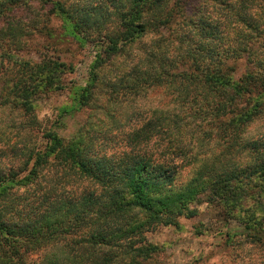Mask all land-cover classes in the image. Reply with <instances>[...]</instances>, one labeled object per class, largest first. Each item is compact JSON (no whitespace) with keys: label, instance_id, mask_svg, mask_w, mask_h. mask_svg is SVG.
<instances>
[{"label":"trees","instance_id":"trees-1","mask_svg":"<svg viewBox=\"0 0 264 264\" xmlns=\"http://www.w3.org/2000/svg\"><path fill=\"white\" fill-rule=\"evenodd\" d=\"M33 3L95 47L70 137L35 100L72 66L18 56ZM0 49V264H161L147 233L202 205L264 243V0H0Z\"/></svg>","mask_w":264,"mask_h":264},{"label":"rangeland","instance_id":"rangeland-1","mask_svg":"<svg viewBox=\"0 0 264 264\" xmlns=\"http://www.w3.org/2000/svg\"><path fill=\"white\" fill-rule=\"evenodd\" d=\"M30 9V12L24 9L15 12L16 16L23 17V25L27 24L28 29L32 31L28 37H24L27 43L17 51L18 56L36 60L42 55H48L58 57L72 66L62 77L61 89L41 94L35 100L39 128H52L61 136L70 137L85 121L88 109L81 107L62 112V108L64 105L69 108L73 103L75 89L84 84L95 47L92 44H81L67 35L61 27L62 19L58 16H48L45 13L46 7L42 10L37 3H33ZM38 13H41L42 17L46 16L43 22L40 21V16L34 15ZM33 16L40 19L37 28L29 22V18ZM41 26L45 28L44 33L36 32ZM5 41L7 40H2ZM2 52L0 49V54ZM238 68L239 71L242 70L241 64ZM108 90L109 88L103 85L98 88L101 94ZM157 96L156 92L150 91L146 98L136 101V106L145 108ZM40 134V129H34L29 137L30 142H36L38 147L43 142ZM188 173V170L183 171L178 175L177 181H185ZM240 229L234 221L226 225L217 208H205L202 205L197 215L179 218V227L160 225L148 232L147 238L159 246L157 258L161 264H264V243L239 242L238 235L228 240L224 233L225 230ZM26 257L36 258V254H28Z\"/></svg>","mask_w":264,"mask_h":264}]
</instances>
